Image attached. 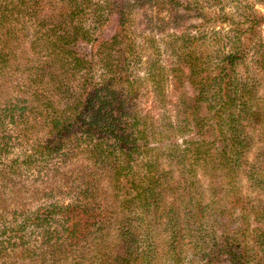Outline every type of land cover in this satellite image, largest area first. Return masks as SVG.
Instances as JSON below:
<instances>
[{
  "label": "trees",
  "instance_id": "obj_1",
  "mask_svg": "<svg viewBox=\"0 0 264 264\" xmlns=\"http://www.w3.org/2000/svg\"><path fill=\"white\" fill-rule=\"evenodd\" d=\"M248 10L228 52L188 35L132 52L127 0H0V148L13 125L22 167H50L47 201L70 199L31 213L21 260L264 264V44L244 39L264 15Z\"/></svg>",
  "mask_w": 264,
  "mask_h": 264
},
{
  "label": "rangeland",
  "instance_id": "obj_2",
  "mask_svg": "<svg viewBox=\"0 0 264 264\" xmlns=\"http://www.w3.org/2000/svg\"><path fill=\"white\" fill-rule=\"evenodd\" d=\"M91 1L97 3L100 0ZM127 2L131 5L134 19L130 26L133 34L129 35L128 39L133 42L132 52H167V43L175 40L174 35L195 37L199 44L205 42L209 52H228L232 42L236 41L233 30H245L249 26L245 21L244 12L253 8V11L264 15V0H127ZM198 10L202 11L199 13ZM88 24L90 25L91 21ZM115 29V23H109L103 37L113 36ZM258 30V37L245 38L244 33L245 43L252 48L251 52L260 43L264 44V24L259 26ZM219 35L220 43L216 40ZM24 46H27V42ZM24 46L20 48L21 51ZM87 46L80 44L78 51L90 52L91 49L89 50ZM25 51L29 52L27 49ZM138 71L136 70L138 76L142 75V71H139L140 74ZM143 84L142 91L148 88L146 82ZM144 100L147 101L148 97ZM5 127L8 144L0 148V249L3 247L0 262L2 263L8 255L15 254L14 261L17 264H28L26 260L20 259V250L23 246L35 245L38 241V237H35L38 233V222L33 218L35 214L31 213L37 207H47L57 201L68 204L70 199L65 195H59L47 201L45 196L50 194L46 192L51 184L50 171L47 170L50 167L38 169L34 164L22 167L26 158L23 156L20 141L14 133L13 125L7 124ZM23 203L31 210L27 214L19 212L13 214ZM2 221L4 224H1Z\"/></svg>",
  "mask_w": 264,
  "mask_h": 264
}]
</instances>
